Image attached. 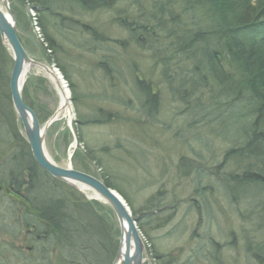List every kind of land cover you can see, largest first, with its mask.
I'll return each mask as SVG.
<instances>
[{"label":"rangeland","instance_id":"obj_1","mask_svg":"<svg viewBox=\"0 0 264 264\" xmlns=\"http://www.w3.org/2000/svg\"><path fill=\"white\" fill-rule=\"evenodd\" d=\"M62 1L61 17L67 23L65 27L62 20L53 18L55 26L49 29L48 25L49 36L61 47L51 54L43 27L44 18L48 19L41 7L30 0H9L29 55L44 63L49 61L46 55H51V65L60 70L55 62L59 60L68 73L72 125L62 113L48 128L46 150L52 160L83 170L82 160L91 157L94 160H86L89 173L99 178L108 174L113 189L125 195L132 211L144 212L147 206L154 211L147 215L148 234H143L149 246L145 264H261L249 248L259 251L261 244L264 251V217L259 211L264 208V190L257 183L237 182L243 180L245 166L229 153L236 147L243 149L244 121L242 112H235L243 102L238 103L223 84L214 82L207 61L210 42L205 49L204 41H196L195 32L206 30L210 15L215 17L210 9L214 0H197L196 14L187 8V0ZM140 22L155 27L144 47L127 30ZM191 35L195 43L190 51ZM176 40L180 46H173ZM194 51L193 60L189 57ZM0 63L10 76L13 52L1 37ZM40 77L49 81L42 88L37 84ZM140 80L149 91L142 90ZM23 96L38 117L48 118L61 104L58 88L37 67L25 79ZM78 114L96 122L79 127ZM0 124V184L4 183L0 190V264H67L53 252L55 246H62L64 235L50 240L52 253L46 243L23 239L20 201L15 203L20 197L4 192L11 188L9 171H20L32 153L12 103L10 82L1 79ZM12 151L18 157L14 165L7 164ZM55 185L60 194L79 199L77 192ZM245 185L252 197L241 200L238 192L247 194ZM77 188L91 204L86 208L74 205L82 224L103 215L111 222L116 220L109 204L93 192H87L92 195L89 199ZM91 207L99 212L94 215ZM41 209L53 215L48 207ZM32 211L31 207L24 218L35 222L38 212ZM114 238L108 240L111 250ZM211 239L220 244L219 250H214Z\"/></svg>","mask_w":264,"mask_h":264},{"label":"trees","instance_id":"obj_2","mask_svg":"<svg viewBox=\"0 0 264 264\" xmlns=\"http://www.w3.org/2000/svg\"><path fill=\"white\" fill-rule=\"evenodd\" d=\"M30 1L39 5L41 7V13L48 19L47 22L45 18L44 21L42 18L44 25H46V27L43 25L47 39L46 49L51 51V54L53 51H59L58 49L61 47H59L60 45L56 43L57 41L49 36L48 25L49 29L55 26L53 18H58L63 21L62 24L66 27L67 22L65 21L67 20L65 17V19L61 17L64 16V12L60 9V3L63 1ZM77 1L82 3L86 0ZM187 2V8L196 14L197 0H187ZM200 9H203V6H200ZM210 9L215 13V17L210 15L206 30L202 32H195L196 41L200 43L201 41H204L203 44L205 49L209 47L210 42V53L207 54V61L208 64H210V74L214 82L223 84L226 91L229 90L230 94L235 96L238 103L241 101L243 102L242 109L240 110L239 107H236L238 111H235L238 112V115L242 112L240 117L244 121V128L242 131V134L245 136L243 149L241 147H236L232 149V152H229L233 158L237 157L240 160L242 167L245 166V174L242 175L241 172L243 180L238 179L237 182H246L247 184L252 182L257 183L259 184L258 187L264 190V0H214V5L212 8L210 7ZM199 21H201L200 18ZM195 23H193V25ZM58 27L60 28L59 25ZM154 28L155 27L153 25L150 26L148 23L143 24L140 22L139 24H135V28L131 30L128 28L127 30L130 31V34L136 43L144 47L149 35L152 36V31L155 30ZM191 36L192 37L187 43L190 46V51L195 43V35ZM186 41L187 40L184 41V44ZM177 45L180 46L181 42L176 40L173 46L177 47ZM221 55H223V60ZM46 56H49L48 63H54V58L51 55ZM189 58L193 60L196 58L195 51L192 52V56ZM55 62L58 63L57 66L64 73L66 79H68V73L65 66L59 62V60H56ZM7 73V68L0 63L1 81L9 82L10 76L7 75ZM234 74L237 77H235ZM39 79L40 82L37 84L40 88L46 86L49 82L45 77H40ZM138 82V85L144 92L149 91V86L147 87L143 80ZM144 92L142 95H144ZM73 99L76 101L78 96L75 94ZM24 100L34 108V106L27 99L24 98ZM78 117L76 125L79 124V127H82L86 124V122L91 120H94L92 122H96L94 118H84L80 114H78ZM39 118L40 120L45 119L44 122L48 119L47 116H39ZM66 138L68 137L66 136ZM16 156L17 154L15 151L9 153L7 158L9 161H7V164L11 162L14 165V163L18 161V157ZM13 157L14 160H11L10 158ZM30 160H34L32 155L31 158H29V161ZM86 160L90 162L94 159L86 157V159L82 160L84 165L83 171L89 172ZM9 174L11 175V178L7 179V181H9V183H13L15 185L14 188H22V184L18 182V180L22 178L24 183L26 179H30L32 184L34 183V185L40 189L36 199L29 200L30 207L27 209L31 210L32 207V213L35 211V213L38 212V214L39 212L41 213V211H44L43 213L45 214L40 215L50 220V230L46 231L48 236L46 240L50 241L62 234L64 235L62 247L70 250L74 248L71 259L67 262V264H93L95 255L101 256L102 258V262L99 264L112 263L119 246L120 238L119 228L112 223L113 220L111 222L108 217L103 215L102 217H97L94 221L89 222L88 224H82L77 217L78 215L77 212H75L74 205L76 206V204L79 203L81 208H86V206H91V204L90 201H88L84 195L76 191V189L71 186H66L68 189L77 192V195L80 196L78 197L79 199L69 198L71 195L65 196L63 193L60 194L58 192V186H56L55 183L61 186L63 184L54 178V182L51 181L43 184L37 182V184H35L36 182L34 179L23 176V170H10ZM107 176L109 175L106 174L100 179L113 188V183ZM9 183L7 182V184ZM25 186L27 185L25 184ZM244 187L247 194L242 193L243 191L238 193L243 197L251 196L247 186L245 185ZM23 194L26 195L25 192H23ZM74 195L76 196V194ZM262 203L264 204V202ZM42 206L48 207L47 210L52 211L53 215H50L46 213L45 210H42ZM143 209H145L144 212L142 210H133V212L134 216L138 218V224L144 234V232L147 233L145 230L146 222L149 218L147 215L155 213L149 206ZM91 211L94 215L95 212H99L98 209H92V207ZM259 211H261V217H264V208L262 207ZM39 220L46 221V219L43 218H39ZM111 235H115L112 246L113 250L108 248V240L110 239L112 241ZM211 241L216 247L214 250H219L221 247L219 246L220 244H216L213 239H211ZM33 245L34 247L36 246L34 243ZM147 247H149L148 242ZM261 247L262 245L259 244V251H256L255 248H249V252L258 256L257 258L260 263L264 264V251L261 250ZM253 250H255V252ZM157 256L159 258L161 255L157 254Z\"/></svg>","mask_w":264,"mask_h":264},{"label":"water","instance_id":"obj_3","mask_svg":"<svg viewBox=\"0 0 264 264\" xmlns=\"http://www.w3.org/2000/svg\"><path fill=\"white\" fill-rule=\"evenodd\" d=\"M0 36L5 46L13 52L14 66L10 77L12 101L19 117L22 119L32 155L37 163L53 177L70 183L73 186L83 185L97 192L111 206L120 223V244L112 264H117L123 256V264H143L146 255V244L137 227V219L128 211V203L114 189L108 187L101 179L68 167L59 166L46 152V135L48 128L59 119L63 112L62 104L42 126L35 111L23 100L22 90L25 79L33 67L42 69L58 89L67 81L59 69L31 57L18 35L17 21L11 10L9 0H0ZM59 75V76H58ZM69 90V88H68ZM70 92V90H69ZM71 127L72 121H68ZM72 156V154H71ZM130 208V207H129Z\"/></svg>","mask_w":264,"mask_h":264},{"label":"bare ground","instance_id":"obj_4","mask_svg":"<svg viewBox=\"0 0 264 264\" xmlns=\"http://www.w3.org/2000/svg\"><path fill=\"white\" fill-rule=\"evenodd\" d=\"M13 12V11H12ZM14 14V13H13ZM15 16V15H14ZM15 18H16V16H15ZM36 26H37V24H36ZM8 47V46H7ZM9 48V47H8ZM11 75H12V71H11V73H10V77H11ZM59 76V75H58ZM51 80H53V77H51ZM10 82V81H9ZM59 92H60V95H61V104H62V109H63V113H64V115H68V117H69V120L68 121H72V119H73V109H72V105H71V93L69 92V90H68V88L65 86V85H63V87L61 88V89H59ZM11 98H12V93H11ZM12 103H13V101H12ZM29 107H31L28 103H26ZM34 111H35V109L33 108V107H31ZM17 112V111H16ZM36 113V112H35ZM18 114V113H17ZM37 115V117H38V114H36ZM7 116H9V114L7 115ZM19 116V115H18ZM20 118V117H19ZM39 118V117H38ZM21 119V118H20ZM39 120H40V118H39ZM21 121H22V119H21ZM22 124H23V122H22ZM1 126H2V124H0ZM23 128H24V126H23ZM25 129V128H24ZM3 138V137H2ZM3 139H7V136L5 137V138H3ZM46 152H47V150H46ZM48 153V152H47ZM29 160V159H28ZM28 160H26V162L23 164L22 163V166H21V170H23V176H25V177H27V178H31V179H34L35 180V184H37V182H40V183H47V182H51V181H53V178L54 179H56V180H58V181H60V182H62V184L64 185V186H71V187H76V186H73L72 184H70V183H67V182H64V181H61V180H59V179H57V178H55V177H53L47 170H45L43 167H41L38 163H37V161L34 159V160H30V161H28ZM27 162H28V164H27ZM60 166V165H59ZM72 166V165H71ZM74 169H76V168H74ZM80 168H78V169H76V170H79ZM81 170V169H80ZM100 179V178H99ZM40 180H42V181H40ZM206 180H207V178H206ZM103 181V180H102ZM104 182V181H103ZM105 183V182H104ZM25 184L27 185V186H22V190H23V192H25L26 193V197L23 199V200H20V199H15L16 200V204H18L19 203V201H20V204H18V206H21V208H20V212L19 213H21V215H19V222L21 223V224H24V229L22 230V231H24V235H23V239H30L31 241L30 242H34V243H46L47 244V246L48 247H46V248H48V250L47 251H49L50 250V252L52 253V251L54 250V247H50L51 245H52V241H48V240H46L47 239V234H46V231L47 230H50V220L48 219V218H45V217H43L42 215H40V214H37V219L38 220H35V222H34V220L33 219H31L32 221H29L28 219H26V218H24V215H25V217H28L27 216V214H25L29 209H27L28 207H30V202H29V200H35L36 199V197H37V194H39L38 192L40 191V189L38 188V187H36L35 185H34V183L32 184V182H31V180L30 179H26L25 180ZM106 184V183H105ZM107 185V184H106ZM108 186V185H107ZM77 189H79V191H81L82 193H84L89 199L92 197V195H90V194H88L87 192H93V194H95V196L97 197V199H99V200H101V201H103V202H106L105 201V199L104 198H102L97 192H95L94 190H92L91 188H89V187H87V186H83V185H77ZM108 187H110V186H108ZM110 188H112V187H110ZM113 189V188H112ZM83 195V194H82ZM124 200H126V198H125V196L124 195H122L121 196ZM238 197L242 200L244 197L243 196H241L239 193H238ZM44 199V198H43ZM107 203V202H106ZM108 204V203H107ZM111 207V206H110ZM130 207V206H129ZM128 207V211L132 214V216H134V212L132 211V209H131V207L129 208ZM112 211H113V214H114V218L116 219V220H113V222L112 223H114L115 224V226L117 227V228H119V234H121V228H120V223H119V220H118V218H117V215L115 214V212H114V210L112 209ZM135 217V216H134ZM32 218V217H31ZM39 218H43V219H46V221L45 220H39ZM136 219H137V222H136V224H137V227H138V229H139V232H140V234L142 235V237H143V240H144V242H145V244L147 245V241H146V239L147 238H145V236L143 235V232L141 231V228H140V226H139V224H138V218L137 217H135ZM23 220V223H22V220ZM201 223H203V222H201ZM35 233H39L38 235H37V238H40L41 236H44L45 237V239L43 240V239H38V240H33V236L35 235ZM119 243H120V238H119ZM109 248V247H108ZM73 250H74V248L73 249H64L62 246H55V250L53 251L54 252V254H58L59 256H61V258H63L64 259V262L66 261V262H68V261H70V259H71V255L73 254ZM58 251H59V253H58ZM211 254H213L212 252H211ZM50 255V254H49ZM209 256H210V251H209V254H208ZM213 255H215V254H213ZM215 257V256H214ZM98 260L99 261H101L102 262V258H100L98 255H95V259H94V262H93V264H99L98 263ZM146 263V259H145V255H144V262H143V264H145ZM117 264H123V256L120 258V260L118 261V263ZM191 264H195L194 262L193 263H191Z\"/></svg>","mask_w":264,"mask_h":264},{"label":"flooded vegetation","instance_id":"obj_5","mask_svg":"<svg viewBox=\"0 0 264 264\" xmlns=\"http://www.w3.org/2000/svg\"><path fill=\"white\" fill-rule=\"evenodd\" d=\"M1 161V160H0ZM18 182H20L21 184H22V186H24L25 185V183H24V181H23V179L22 178H20L19 180H18ZM10 186H11V188H9V187H7V188H5V190H4V192H5V194L6 193H8V194H15L16 195V197H20V200H23L25 197H26V195H24L23 194V190H22V188H20V189H17V188H14V184L13 183H10ZM3 187H4V184H0V190H2L3 191ZM39 233H35V235L32 237L33 238V240H38V239H45V237L44 236H41L40 238H37V235H38ZM33 246V248H34V245H32ZM31 246V247H32Z\"/></svg>","mask_w":264,"mask_h":264}]
</instances>
